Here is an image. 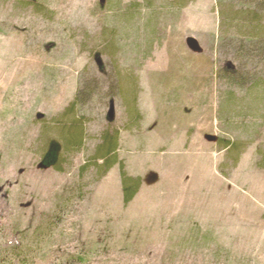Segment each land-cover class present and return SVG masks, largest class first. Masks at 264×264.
Returning a JSON list of instances; mask_svg holds the SVG:
<instances>
[{"label": "rangeland", "instance_id": "rangeland-1", "mask_svg": "<svg viewBox=\"0 0 264 264\" xmlns=\"http://www.w3.org/2000/svg\"><path fill=\"white\" fill-rule=\"evenodd\" d=\"M7 221L15 264H264V0H0Z\"/></svg>", "mask_w": 264, "mask_h": 264}, {"label": "trees", "instance_id": "trees-1", "mask_svg": "<svg viewBox=\"0 0 264 264\" xmlns=\"http://www.w3.org/2000/svg\"><path fill=\"white\" fill-rule=\"evenodd\" d=\"M259 1V0H258ZM72 118L71 120L75 119V116L71 115ZM80 128L81 126L79 125V122L76 120L70 122L66 126H62V128L59 129L60 133V140L64 139L65 143L67 146L69 145L70 147L73 145H77L78 143L81 142V133H80ZM108 143L107 146L109 148L105 149V152H109L111 149H114L115 142ZM112 148H111V146ZM52 146L50 149L47 151V153L44 156V163L48 166L51 165V163L56 164L58 160V146L57 144L54 143L51 144ZM104 152V153H105ZM107 152V153H108ZM106 154V153H105ZM53 164V165H54ZM123 177V191H124V204L127 205L129 204L134 196L136 195L138 188H139V182L136 181V185H129L130 181H133L131 178H129L124 172L122 174ZM12 227V228H11ZM0 234L1 238L3 237L5 240L2 243V248H1V254H2V263L1 264H15L21 262L23 252L21 248H18L16 246L19 241H21V235L19 234V231L15 229V225L11 224L10 222L7 221L6 225L0 228ZM22 243V242H21Z\"/></svg>", "mask_w": 264, "mask_h": 264}, {"label": "water", "instance_id": "water-1", "mask_svg": "<svg viewBox=\"0 0 264 264\" xmlns=\"http://www.w3.org/2000/svg\"><path fill=\"white\" fill-rule=\"evenodd\" d=\"M191 46H194V43H191Z\"/></svg>", "mask_w": 264, "mask_h": 264}]
</instances>
